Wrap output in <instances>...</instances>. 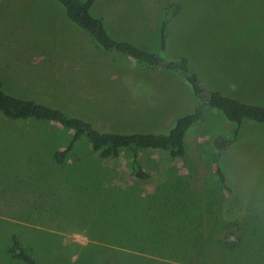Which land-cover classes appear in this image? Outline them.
<instances>
[{"label": "rangeland", "instance_id": "374dc122", "mask_svg": "<svg viewBox=\"0 0 264 264\" xmlns=\"http://www.w3.org/2000/svg\"><path fill=\"white\" fill-rule=\"evenodd\" d=\"M167 1L180 6L169 34L201 82L264 105V0H94L90 12L154 51ZM0 80L113 131L166 132L194 105L175 72L102 51L56 0H0ZM217 133L230 125L204 107L181 157L138 151L149 176L137 179L126 151L101 159L80 138L56 163L70 130L0 114V264H23L5 253L11 235L36 264H264V124L244 120L218 160ZM158 247L170 249L166 263L152 259Z\"/></svg>", "mask_w": 264, "mask_h": 264}, {"label": "trees", "instance_id": "16d2710c", "mask_svg": "<svg viewBox=\"0 0 264 264\" xmlns=\"http://www.w3.org/2000/svg\"><path fill=\"white\" fill-rule=\"evenodd\" d=\"M56 1L63 7L66 18L87 33L102 51L121 54L145 67L175 72L189 86L194 99L191 111L177 116L166 132L113 131L99 128L83 117L72 115L36 98L5 92L0 80L1 115L10 120L32 119L53 122L70 130L71 134L65 146L51 153V158L56 163H62L72 150L75 141L83 138L89 143L91 151L101 159L116 158L121 151H126V164L130 173L137 179H147L149 175L137 159L138 151L160 150L171 159L181 157L184 154L185 132L188 127L201 119L204 107L218 111L230 125V135L217 133L210 139V146L217 160L223 150L234 140L244 120L264 124V105L247 103L222 95L201 82L189 58L181 52L180 46L175 45L177 36L174 37L173 33L169 34L170 21L180 9L177 2L167 1L162 5L161 17L156 30L157 48L154 51H148L127 39L111 36L103 19L90 12L94 0ZM216 165L219 180L225 185L221 167L219 163ZM230 245L236 244L230 243ZM158 250V255L168 257L170 249L158 247ZM6 253L10 258L20 260L25 264H36L20 245L15 235H11Z\"/></svg>", "mask_w": 264, "mask_h": 264}, {"label": "crops", "instance_id": "0c3cea01", "mask_svg": "<svg viewBox=\"0 0 264 264\" xmlns=\"http://www.w3.org/2000/svg\"><path fill=\"white\" fill-rule=\"evenodd\" d=\"M74 234V233H73ZM11 237V236H10ZM20 239L21 240H23V241H25L24 240V238L22 237V236H20ZM73 241H75V242H78L79 244H81V242H82V240H81V238H77V237H75L74 239H73ZM20 243V242H19ZM9 245V244H8ZM7 245V246H8ZM21 245V244H20ZM22 246V245H21ZM23 247V246H22ZM7 248V247H6ZM24 248V247H23ZM29 249V248H28ZM25 250V249H24ZM29 252H30V249H29ZM29 252H27L28 254H29ZM5 253H6V249H5ZM7 254V253H6ZM30 256H31V254H29ZM8 256V255H7ZM9 257V256H8ZM32 257V256H31ZM152 257V259L153 260H155V261H158V262H160V263H166L167 262V258H165V257H163V256H160V257H158V256H151ZM10 258V257H9ZM12 259V258H11ZM14 260H16V261H19V262H21V263H23L22 261H20V260H17V259H14ZM34 260V259H33ZM35 261V260H34ZM36 262V261H35ZM23 264H25V263H23Z\"/></svg>", "mask_w": 264, "mask_h": 264}]
</instances>
